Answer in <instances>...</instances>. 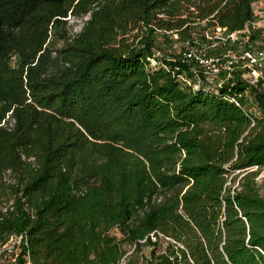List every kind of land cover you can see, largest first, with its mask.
I'll list each match as a JSON object with an SVG mask.
<instances>
[{"label":"trees","instance_id":"obj_1","mask_svg":"<svg viewBox=\"0 0 264 264\" xmlns=\"http://www.w3.org/2000/svg\"><path fill=\"white\" fill-rule=\"evenodd\" d=\"M252 2L0 0V239L25 231L33 264H264L263 83L149 61L157 31L239 30Z\"/></svg>","mask_w":264,"mask_h":264},{"label":"rangeland","instance_id":"obj_2","mask_svg":"<svg viewBox=\"0 0 264 264\" xmlns=\"http://www.w3.org/2000/svg\"><path fill=\"white\" fill-rule=\"evenodd\" d=\"M254 9L257 11L260 10L261 14L264 16V0H262V5L260 7H255ZM66 20L67 23L65 25L68 34L73 36L82 29L86 16L76 18L72 15H68ZM193 38L194 41L191 42L189 39H179L174 33L157 31L155 33L154 54L149 57L150 66H158L161 64V59L166 57L169 60H177L179 62L178 65L176 64L174 66L173 72L183 86H192L194 88L204 86L210 88L223 83L240 81L248 84L250 87H258V82H261L263 84L258 91L262 92L264 96V68L259 76H254L251 72L252 67L247 66L244 62H239L238 59L232 70H226L223 67L225 54L227 53H229L230 56H234V59H236L237 55L244 49L249 48L252 51L264 49V27L254 32L247 42L241 37L237 40L226 41L220 29L210 30L208 28L204 29L202 32H197L196 35H193ZM53 42L55 47H60L63 44V40L59 38ZM188 54H192V56L188 57ZM193 54L197 58L194 57ZM199 58L207 61L201 63ZM183 65H185V67H183ZM215 68H217V70H214ZM246 95L251 102L249 105L251 110L257 111L253 104V95L249 93V89L246 90ZM255 169L254 167L249 168V170ZM256 181L259 184L260 192L264 194V168L259 170ZM236 183L237 181H235L234 185H236ZM110 233L123 242V235L118 227L113 228ZM154 239L155 237H153V240ZM122 246L127 250L126 255L134 256L139 263L142 261L141 256H147L150 250V247L143 245L141 250L135 253L132 252L133 247L128 243L123 242ZM165 246L166 239L162 238L157 249L158 252L163 250ZM124 264H126V260H124Z\"/></svg>","mask_w":264,"mask_h":264},{"label":"built area","instance_id":"obj_3","mask_svg":"<svg viewBox=\"0 0 264 264\" xmlns=\"http://www.w3.org/2000/svg\"><path fill=\"white\" fill-rule=\"evenodd\" d=\"M261 5L262 0H253L251 5L253 17L246 21L241 29L225 32V27L217 26L213 30L220 29V31L223 32V36L226 41L237 40L241 37L247 42L254 32L264 27V16L261 14L260 10L257 11L254 9L255 7H260ZM187 56L191 57L192 54H188ZM194 57L196 56L194 55ZM237 59L239 62H244L247 66L252 67L251 72L254 76H259L264 68V49H257L254 51L249 48L244 49L239 55H237L236 59H234V56H230V54L227 53L225 54L223 67L226 70H232ZM199 61L203 63L207 60L199 58ZM214 70H217V68ZM253 167L257 168V166ZM12 208V200L0 201V214L6 213ZM27 246L28 240L25 231L9 232L4 234L0 239V264H33L30 260V254ZM120 264H124V260H122Z\"/></svg>","mask_w":264,"mask_h":264}]
</instances>
